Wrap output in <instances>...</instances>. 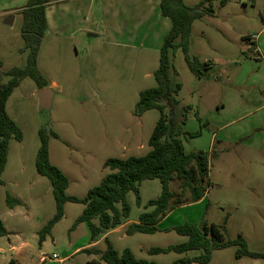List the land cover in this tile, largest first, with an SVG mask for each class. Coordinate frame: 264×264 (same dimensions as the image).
Instances as JSON below:
<instances>
[{
    "label": "rangeland",
    "instance_id": "obj_1",
    "mask_svg": "<svg viewBox=\"0 0 264 264\" xmlns=\"http://www.w3.org/2000/svg\"><path fill=\"white\" fill-rule=\"evenodd\" d=\"M28 1L0 0V83L9 82L7 73L13 68L27 66L23 17L17 16L10 26L5 24L3 14L25 6ZM201 1L185 0V3L194 7ZM222 1H226L225 6ZM109 2L61 0L52 5L51 27L44 35L38 55L39 70L54 94L52 106L40 107L39 89L31 78L23 79L8 100L7 113L21 129L23 141H10L9 164L2 176L0 213L11 239L0 237L1 264H10L11 258L17 259V264H42V256L48 258L46 264H106L100 254L72 255L91 242L88 225L75 226L84 211L83 204L67 203L63 219L40 242V231L55 216L57 205L51 182L37 172L36 158L41 147L39 131L45 129L50 161L70 181L67 195L84 198L109 173L104 168L108 159L140 157L150 150L149 140L160 113L151 110L138 117L135 109L141 92L156 87L154 73L160 65L158 27L148 15L154 3L122 1L125 15L130 16L128 30L110 35ZM213 6L214 17L205 16L193 25L190 55L202 63L210 60L215 70L199 79L188 68L181 49L171 53V76L182 84L178 95L180 107L188 110L183 130L188 134L200 132L197 138L182 137L185 151L210 153L211 185L203 200L169 213L155 234L128 236V224L105 237L119 252L130 249L138 259L171 264L199 254L148 253L151 248L185 243L188 238L173 228L189 222L223 225L227 220V239L236 240L242 235L250 251H264V109L249 115L250 102L257 104L259 99L250 92L255 94L257 90L250 88L252 84H247L249 88L235 89L234 82L219 74L224 68L222 61L243 58L244 36L257 34L263 28L264 0H216ZM112 15L118 19L121 14L116 11ZM93 23L100 27V32L89 37L85 29ZM78 26L83 30L75 32ZM115 41H123L125 46L116 45L119 42ZM235 93L244 104L235 102L232 97ZM170 187L180 192L179 181H171ZM161 192L159 180L144 181L140 186V205L135 193H129V220L137 222L141 214L152 211L147 204L158 199ZM7 194L27 204L25 209L17 208L24 215L8 217ZM102 237H97L99 243L90 247L91 252L105 251ZM236 252L237 247L216 250L208 264H264V260H238ZM54 254L59 259H54ZM64 258L67 260L61 263L59 260Z\"/></svg>",
    "mask_w": 264,
    "mask_h": 264
},
{
    "label": "trees",
    "instance_id": "obj_2",
    "mask_svg": "<svg viewBox=\"0 0 264 264\" xmlns=\"http://www.w3.org/2000/svg\"><path fill=\"white\" fill-rule=\"evenodd\" d=\"M61 0H29L22 11V35L24 50L28 52L27 66L23 69L13 68L7 75L8 83H0V188L4 186L2 176L6 169L9 156L10 141H23V133L19 126L9 117L7 103L14 91L25 78H31L39 90L48 87L39 67L38 55L42 40L47 29L46 9ZM202 0L198 5L190 7L185 0H160V9L164 17L172 22V28L164 39L160 51V65L154 73L156 87L141 92L136 105L135 115L143 116L146 112L157 110L159 120L149 140V152L140 157L127 159H108L104 168L109 170L101 183L89 190L86 197L68 196L70 185L68 177L50 161L49 136L45 129L39 131L41 147L36 158V169L40 176L49 179L56 200L57 212L53 219L40 231V242L50 235L54 226L65 215L67 203L83 204V213L77 218L75 226L86 223L91 231V241L106 231L114 230L129 219L131 206L127 201L129 193H135L137 203L141 204L140 186L144 181L159 180L162 192L158 199L150 200L147 204L152 211L140 215L137 222L130 223L126 234H155L158 225L173 210L192 205L203 200L210 188V153L205 151L186 153L182 137L197 138L200 132L188 134L183 127L187 120V108L180 107L178 95L182 84L171 76L173 68L171 53L181 49L185 62L190 71L199 79L207 76L209 68L190 55L191 35L193 25L205 16L214 17L213 2ZM226 1H222L225 6ZM2 66V63H0ZM196 118L201 122L198 113ZM57 137L56 133H51ZM179 181L180 192L171 190L170 183ZM8 207L13 209L22 203L19 199L7 194ZM98 221V225L95 223ZM226 222L223 225L204 222L185 223L173 228L181 236L187 237L185 243L167 248H151L150 255L169 254L171 252L184 255L192 251L199 252L195 256H187L171 264H208L213 252L229 247H237L236 259L264 260L263 252H252L245 238L240 235L236 240L226 238ZM8 236V231L0 219V237ZM104 252H91L87 248L81 253L100 254L106 264H160L138 259L130 249L119 252L105 238Z\"/></svg>",
    "mask_w": 264,
    "mask_h": 264
},
{
    "label": "crops",
    "instance_id": "obj_3",
    "mask_svg": "<svg viewBox=\"0 0 264 264\" xmlns=\"http://www.w3.org/2000/svg\"><path fill=\"white\" fill-rule=\"evenodd\" d=\"M122 1L124 2L125 0H110V2H109V4H111L110 5V10H111L110 16L112 17L108 22V24H109L108 32L110 31L109 32L110 35L113 33H123V32H125V29L128 30V23H130V19H129L130 16H129V14L125 15V13H126L125 8H124L125 6H124V4H121ZM27 3H26V5H27ZM153 3L154 4L150 5V6H152V8L149 9L150 11H149L148 15L151 16V18H154L155 25H156V27H158V30H157L158 35L156 37H159L158 38L159 39L158 45L160 44V48H162L161 46L164 43V39L172 28V22L170 19H168L162 15L161 9H159L160 8V0H153ZM25 6L15 8V9H12V10L5 12L3 14V18H5V20H4L5 24L11 26V24L8 23L9 18L12 17L13 22H14V20L16 19L17 16H19V15L22 16V11L24 10ZM53 9H54V6H52V5L47 7V9H46L47 29H46L45 34L47 33L48 29L51 27L52 17H50V11H53ZM115 10L120 12V14H121L118 19H116L112 15L113 12H116ZM53 13H52V16H53ZM145 16L147 17V13L145 14ZM139 17H140V15L138 14L137 19ZM138 22H140V20H138ZM99 28L100 27L96 26L93 23L92 25H90V27L86 28L85 30L89 34V37H95V36H98V34L100 32ZM53 30H55V28ZM82 30H83L82 26H78V28L76 29L75 32H79ZM263 35H264V24H263V28L261 29V31L259 33L245 35L244 36L245 45L243 46V51H241L243 58L242 59L236 58V59H234V60H236L234 62L231 61L230 59L222 61L224 68H223L222 72H219L220 76L221 75L225 76V77H227L229 82H234V84L236 85L235 89H243L244 87L247 88L248 87L247 84H252V86L250 88H254L257 90L255 94H252L250 92L251 96H254V97L258 96L259 99H258V101H256L257 104H255L254 102H250V105L252 107L250 110H248L249 115L264 109V41L262 42ZM115 42H119L116 45H119V46L124 45L125 46V43H123V41L122 42L121 41H115ZM128 43L129 42H127V44ZM113 44H115V43H113ZM203 63L207 64L209 71L213 72L215 70L214 64L210 60L206 59ZM220 76H218V77L220 78ZM251 80H252V83H250ZM242 86H244V87H242ZM232 97L235 100V102H237L239 104H244V102L239 98V96L236 93L232 94ZM235 102H234V104H235ZM245 105H247V104H245ZM222 106H223L222 109L224 110L225 105H222ZM253 129H255V128H253ZM248 136H250V135H248ZM236 142L237 141H235V143ZM251 145H253V144H250V146ZM8 164H9V161L6 165V169H7ZM6 169H5V171H6ZM5 171H4V173H5ZM21 203L22 204L18 207H15L13 209L9 208V212H8V214H10V215H8L9 218H16V217H21L22 215H24V214H22V212L18 211L17 208L25 209L27 204L22 200H21ZM0 219L2 220L5 228L8 231V236L2 237V238H6L10 241L11 233H10V230L8 229L6 222L3 219L1 213H0ZM130 223H133V222H131L129 219L125 220L123 225L120 226L119 228L114 229V230H109V231H106L103 234H101V236H103L102 239L107 237L109 235V233H111V232H115V231L119 232V231L125 229L126 225H128ZM97 243H99V241H96V242L91 241L90 244L87 245L86 247L83 246L81 248L76 249L72 253V255H78L81 253L78 251H80V250L82 251L84 249H87V247L90 248V247L96 245ZM11 250L14 251L15 247H12ZM54 255H56V254H54ZM1 259L2 258H0V264H1ZM44 259H46V260H44ZM47 259H48L47 257L42 256V258H40V263L46 264ZM58 259H59V257H58ZM66 260L67 259L64 258V259H60L59 261L61 262V261H66ZM92 261H93V258L90 262H92ZM18 262L19 261L17 259L11 258L10 264H17Z\"/></svg>",
    "mask_w": 264,
    "mask_h": 264
},
{
    "label": "water",
    "instance_id": "obj_4",
    "mask_svg": "<svg viewBox=\"0 0 264 264\" xmlns=\"http://www.w3.org/2000/svg\"><path fill=\"white\" fill-rule=\"evenodd\" d=\"M9 24H13V18H9L8 20ZM40 96V107L42 109H49L52 106V100H53V92L50 88H45L39 91Z\"/></svg>",
    "mask_w": 264,
    "mask_h": 264
},
{
    "label": "built area",
    "instance_id": "obj_5",
    "mask_svg": "<svg viewBox=\"0 0 264 264\" xmlns=\"http://www.w3.org/2000/svg\"><path fill=\"white\" fill-rule=\"evenodd\" d=\"M54 257V259H58V256L57 255H54L53 256ZM44 260H46V259H44ZM65 261H61V263H64Z\"/></svg>",
    "mask_w": 264,
    "mask_h": 264
}]
</instances>
